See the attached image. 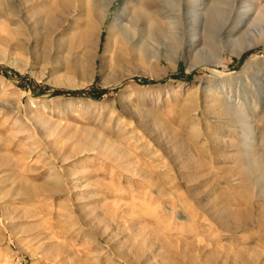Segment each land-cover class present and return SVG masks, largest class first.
Here are the masks:
<instances>
[{
    "label": "rangeland",
    "instance_id": "1",
    "mask_svg": "<svg viewBox=\"0 0 264 264\" xmlns=\"http://www.w3.org/2000/svg\"><path fill=\"white\" fill-rule=\"evenodd\" d=\"M84 4L0 1V264H264V0Z\"/></svg>",
    "mask_w": 264,
    "mask_h": 264
},
{
    "label": "bare ground",
    "instance_id": "2",
    "mask_svg": "<svg viewBox=\"0 0 264 264\" xmlns=\"http://www.w3.org/2000/svg\"><path fill=\"white\" fill-rule=\"evenodd\" d=\"M1 1V0H0ZM3 1V0H2ZM5 2V1H4ZM28 2V1H27ZM56 3L57 5H58V3H62L63 2V0H53V3ZM3 3V2H2ZM6 3H8V2H6ZM5 3V4H6ZM49 3V2H48ZM15 4V3H14ZM50 4V3H49ZM67 4V3H66ZM110 4H111V2L109 3V5H107L106 7H109L110 6ZM4 5V4H3ZM29 5V4H28ZM5 6V5H4ZM48 6V5H47ZM47 6H45V8H47ZM51 6V5H50ZM53 6H54V4H53ZM7 7V6H6ZM5 7V8H6ZM58 7V6H57ZM56 7V8H57ZM60 7H61V5H60ZM9 8V7H8ZM45 8H43V10H45ZM50 8V7H49ZM79 8H80V11H81V13H83V16H84V9H85V4H84V0H79ZM8 10V9H7ZM6 10V11H7ZM50 10V9H49ZM53 10V9H52ZM58 10V9H57ZM96 10V11H95ZM95 10L94 11H92V10H89L88 12H87V14L85 15L86 17H87V24L86 25H88V27H89V29H90V31H88V32H90L89 34H88V37H86V40H85V42L86 43H90L91 42V44H93L94 45V42H95V39H96V35H97V32L100 30V28L102 27V24H103V22H104V20H105V18H106V13H107V11H106V9L104 8V9H100V7L99 8H95ZM8 11H10V10H8ZM8 11H7V14H8ZM11 13H12V15L15 17V19H13V20H15L14 21V23H15V27H16V31H22V20H21V18H22V16L24 15L23 13H25L22 9H19V8H17L15 5H14V7H13V5L11 6V11H10ZM42 10L39 8V7H32V8H29L28 9V14L30 15V17H31V19L33 20V23H34V26H32L33 27V31H32V33H34L38 38H39V36L42 34H45L46 33V35H48L49 34V36H47V39H49L50 40V38H51V36H53V34H51L50 32H52L53 30H52V28L54 29V28H57V26H58V19H57V17L55 18L53 15H52V12L51 11H48L47 10V12H46V10L44 11L45 12V17H44V19L42 18L43 16V14H42ZM53 12H54V10H53ZM65 14V13H64ZM5 15V14H4ZM82 15V14H81ZM10 17V16H9ZM30 19V18H29ZM82 20H84L83 18H81ZM12 20V21H13ZM11 21V22H12ZM45 22H47L48 24V26H46L45 27V25H44V23ZM85 22H86V20H85ZM33 25V24H32ZM29 26V25H28ZM49 27H51V28H49ZM8 28V27H7ZM47 28V29H46ZM45 29V30H44ZM28 30V27H26L25 28V31H27ZM125 30H126V28H125V26L124 25H122V24H120V22H118V20L116 19V20H114L113 22H112V24L109 26V29H108V34H107V43L108 42H110V41H117L118 39H120L121 37L122 38H126V34H125ZM48 31V32H47ZM55 31V30H54ZM29 32V31H28ZM50 34H51V36H50ZM33 35V34H32ZM35 36V37H36ZM41 37V36H40ZM34 38V37H33ZM45 40H46V38H45ZM57 40H59V39H57ZM48 42H50V41H48ZM45 43V42H44ZM56 43V42H55ZM50 45V44H49ZM56 45H58V43L56 44ZM62 45V44H61ZM64 45V44H63ZM51 46V45H50ZM60 46V45H59ZM47 47V46H46ZM45 47V48H46ZM48 48V47H47ZM49 48H51V47H49ZM73 48V47H72ZM250 48V46H247V47H244L243 49H242V51H240V53H239V55H241L242 53H244V51H246V50H248ZM47 50V49H46ZM70 50V49H69ZM48 52H49V49H48ZM71 52V51H70ZM246 53V52H245ZM49 54V53H48ZM78 65L81 67V64L78 62L77 64H74V66L73 67H78ZM249 126V125H248ZM249 128V127H248ZM264 176V175H263ZM251 212L253 213V210H251ZM217 221V220H216ZM220 221V225L221 226H224L225 225V222L222 220V219H220L219 220ZM229 226V225H228ZM238 226V225H237ZM236 227V226H235ZM259 237V236H258ZM238 256H244L243 254H239ZM261 257V256H260ZM245 261H247V260H245ZM249 261V260H248ZM247 261V262H248ZM247 262H240V264H247ZM251 263V262H250Z\"/></svg>",
    "mask_w": 264,
    "mask_h": 264
},
{
    "label": "trees",
    "instance_id": "3",
    "mask_svg": "<svg viewBox=\"0 0 264 264\" xmlns=\"http://www.w3.org/2000/svg\"><path fill=\"white\" fill-rule=\"evenodd\" d=\"M59 94H72V92H69V91H57ZM100 94H104V92H100ZM100 97V96H98Z\"/></svg>",
    "mask_w": 264,
    "mask_h": 264
}]
</instances>
